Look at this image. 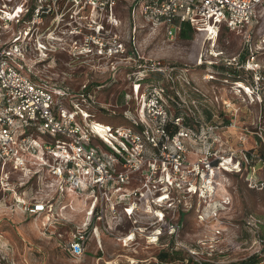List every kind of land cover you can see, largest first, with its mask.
Wrapping results in <instances>:
<instances>
[{"label":"built area","instance_id":"built-area-1","mask_svg":"<svg viewBox=\"0 0 264 264\" xmlns=\"http://www.w3.org/2000/svg\"><path fill=\"white\" fill-rule=\"evenodd\" d=\"M118 1L134 3V14L137 5L144 3L141 13L154 24L165 26L171 40L183 24L204 32L209 41L223 31L239 35L251 56L245 64L234 57L225 59L224 65L252 73L250 92L242 88L246 89L244 95H256L260 100L264 87V59L257 58L264 50V34L254 50L251 43L256 15L264 0H0V186L6 191L12 189V172L20 173L23 181L41 180L44 175L61 197L77 194L89 200L86 215L93 224L85 222L74 227L72 240L66 244L73 257L87 252L92 237L99 246L105 235L117 238L125 219L131 228L119 237L123 244L135 242L137 235L149 229L151 233L145 238L150 243L164 236L176 240L181 232L180 214L189 212L194 200L206 206L215 203L221 172H246L250 188H264V181L256 180L260 166L264 168V158L254 153V145L250 150L228 152L216 147L224 144L219 132L223 127L235 126L233 121L228 125L225 121L200 120L196 113L173 115L165 85L135 91L132 106L124 114L133 127L111 126L93 119L84 95H78L75 103L70 93L38 84L22 73L26 66L32 69L26 60L31 46L38 61L46 57L52 45L43 42L42 37L47 34L46 38L52 39L50 34L60 32V26L71 28L69 34L89 30L85 48L92 52L89 41L94 42V34H104L106 24L117 23L114 12ZM95 45L100 56L125 52L121 44L109 46L100 39ZM151 67L162 72L155 63ZM66 101L72 110L66 107ZM134 104L138 119L131 112ZM18 122L21 127L25 125L24 135H16L20 131ZM36 125L54 140H40L29 131ZM238 142L246 145L247 134H241ZM193 147L197 150L194 158ZM22 203L26 205L24 200ZM53 204L36 201L27 210L55 214ZM227 204L223 199L219 206L224 210ZM67 206L61 205L58 211ZM220 209L213 210L212 216L217 217ZM54 223L55 219L49 217L45 227L49 230Z\"/></svg>","mask_w":264,"mask_h":264},{"label":"rangeland","instance_id":"rangeland-1","mask_svg":"<svg viewBox=\"0 0 264 264\" xmlns=\"http://www.w3.org/2000/svg\"><path fill=\"white\" fill-rule=\"evenodd\" d=\"M143 4L137 5L134 14V3L118 1L114 12L117 23L106 24L104 34H94V42L89 41L92 50L89 53L85 48L89 30L69 34L71 28L60 26V32L54 30L56 34H50L52 39H47L44 34L42 41H48L52 51L38 61L35 47L31 46L26 60L32 72L26 66L22 73L38 84L70 93L75 103L84 84H103L98 90L96 108H90L93 119L111 126L133 127L127 115L128 119L125 115V118L115 115L123 114L125 108L129 110L131 99H127L129 104L120 107L116 101L121 94L134 90V83L144 71L149 74L145 82L140 81L144 83L137 88L139 92L155 84L165 85L170 96L167 103L171 105L173 115L196 113L200 120L225 121L228 125L233 121L235 126L223 127L219 132L224 144L216 147L228 152L231 149L250 150L254 145V153L264 158V87L260 100L256 95H244L242 90L232 86L236 80L243 79H248L246 85L249 86L252 73L244 68L224 65L225 59L235 57L240 64H245L250 58L251 51L242 37L223 31L217 39L209 41L204 32L194 30L193 39H182L178 34L171 40L165 26L154 24L141 13ZM253 26L251 43L254 50V45L264 34V5L260 7ZM98 39L109 46L121 44L125 52L113 57L100 56L95 45ZM210 50L218 56L211 55ZM257 58L263 61L264 50L259 51ZM153 63L162 72L153 71ZM66 103V107L72 110L69 101ZM133 107L131 112L136 113L138 119V107L135 104ZM16 127L20 130L17 136L25 134V129L22 132L25 125L21 127L18 122ZM29 131L40 140H54L52 135L42 132L39 125ZM241 134H247L246 145L238 142ZM241 175L244 174L221 172L217 178L215 203L206 206L196 199L189 212L180 214L181 232L174 239L176 248L191 256L194 264H237L253 254L264 258V188H250ZM256 180L264 181L262 166L257 171ZM9 181L11 190L6 191L0 186V264H159L156 256L166 245L162 238L157 243H150L145 238L152 229L137 235L135 242L123 244L119 240L131 228L126 219L124 228L116 234L117 238L105 235L99 246L92 237L84 255L71 256L66 244L72 240L74 227L85 222L93 224L86 215L89 200L77 194L61 197L50 185V178L44 175L41 180L23 181L20 173L12 172ZM223 199L229 202L224 210L219 206ZM36 201L45 204L53 201L55 214L29 213L27 206ZM63 204L68 206L59 212ZM218 208L221 211L213 217V210ZM49 217L56 223L48 230L45 226ZM175 262L184 264L181 260Z\"/></svg>","mask_w":264,"mask_h":264},{"label":"trees","instance_id":"trees-1","mask_svg":"<svg viewBox=\"0 0 264 264\" xmlns=\"http://www.w3.org/2000/svg\"><path fill=\"white\" fill-rule=\"evenodd\" d=\"M193 33H194V30L189 24H183L182 29L179 32V37L182 39H193ZM141 73H142L140 76L141 79H138L139 81L138 82L136 81V83L133 82L134 90H131L130 93L128 92V93H125L124 95L121 94L119 97H117V101H116L117 106L119 105L123 106L125 104H129L127 103V99L128 98L131 99L132 95L135 93L137 88L141 87V85H143V83L147 80L146 77H148L149 73L145 74L144 71H142ZM140 81H144V82H140ZM236 81H239V80H236ZM242 81H244L246 84L248 83V79H243ZM135 84H137V86H135ZM84 86H83L84 87L83 92L79 95H84V98L87 99L91 107H95V105H97V102H98V99H97L98 90L101 89L104 85L103 84L93 85V84L88 83V84H84ZM131 100L129 102H131ZM127 110L128 109L125 108L123 111V114L122 113H117V114L114 113V114L119 117H124V114ZM245 174L246 172L244 173V175H241V176H244L245 178ZM162 240H163V244L166 246L164 249L160 250L159 254L156 256L159 264H176L175 261L177 260L183 261L184 264H191V263L194 264L195 263L194 259L191 256H188L187 254L183 253L182 251H179L176 248V241L172 237L164 236ZM202 264H209V263L202 262ZM237 264H264V258L258 254H253L250 257L239 261Z\"/></svg>","mask_w":264,"mask_h":264},{"label":"bare ground","instance_id":"bare-ground-1","mask_svg":"<svg viewBox=\"0 0 264 264\" xmlns=\"http://www.w3.org/2000/svg\"><path fill=\"white\" fill-rule=\"evenodd\" d=\"M54 39V38H53ZM235 87H236V89L237 90H239V88H241V90L242 91H244V90H246V89H242V88H247V91L246 92H250V88H249V86L248 85H246V84H244V83H242V82H240V81H238V83L237 84H235ZM133 260V259H132ZM140 262V261H139ZM114 264V263H113Z\"/></svg>","mask_w":264,"mask_h":264},{"label":"crops","instance_id":"crops-1","mask_svg":"<svg viewBox=\"0 0 264 264\" xmlns=\"http://www.w3.org/2000/svg\"><path fill=\"white\" fill-rule=\"evenodd\" d=\"M248 59H249V57H248ZM238 82V81H237ZM240 82H242V83H244V84H246L244 81H240ZM194 149H193V151H192V154H191V156H195V154L193 153V152H196L197 153V150H196V148L195 147H193Z\"/></svg>","mask_w":264,"mask_h":264},{"label":"flooded vegetation","instance_id":"flooded-vegetation-1","mask_svg":"<svg viewBox=\"0 0 264 264\" xmlns=\"http://www.w3.org/2000/svg\"><path fill=\"white\" fill-rule=\"evenodd\" d=\"M70 8V7H69Z\"/></svg>","mask_w":264,"mask_h":264}]
</instances>
